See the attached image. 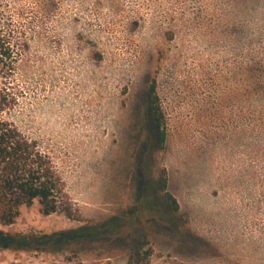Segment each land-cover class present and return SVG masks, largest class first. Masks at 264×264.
Instances as JSON below:
<instances>
[{"label": "rangeland", "instance_id": "374dc122", "mask_svg": "<svg viewBox=\"0 0 264 264\" xmlns=\"http://www.w3.org/2000/svg\"><path fill=\"white\" fill-rule=\"evenodd\" d=\"M0 23L10 116L54 149L79 216L35 203L0 230L101 233L0 264H264V0H0Z\"/></svg>", "mask_w": 264, "mask_h": 264}, {"label": "trees", "instance_id": "16d2710c", "mask_svg": "<svg viewBox=\"0 0 264 264\" xmlns=\"http://www.w3.org/2000/svg\"><path fill=\"white\" fill-rule=\"evenodd\" d=\"M12 32L0 23V226L15 223L22 208L38 204L44 216L62 214L79 220L72 214L70 199L59 170L54 149L42 138L27 134L12 118L18 97L6 86L16 76L20 51L14 43ZM148 112L157 124L154 139L160 149L165 142L163 117L157 105L155 84L147 91ZM166 180L162 181L164 198L178 211L174 197L166 192ZM116 227L112 223L108 231ZM95 227L83 226L74 230L51 233L9 232L0 230V250L28 252H60L101 235Z\"/></svg>", "mask_w": 264, "mask_h": 264}]
</instances>
